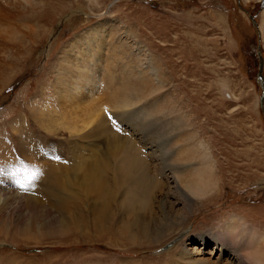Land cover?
I'll return each instance as SVG.
<instances>
[{"label": "rangeland", "instance_id": "374dc122", "mask_svg": "<svg viewBox=\"0 0 264 264\" xmlns=\"http://www.w3.org/2000/svg\"><path fill=\"white\" fill-rule=\"evenodd\" d=\"M98 32L105 37V55L115 46L130 66L135 62L153 74L148 75L152 94L142 98L153 102L152 111L159 104L161 112L135 120L144 121L141 133L131 125L137 114H128L133 108H111L102 76L90 83L80 78L91 62L78 67L80 55L74 52L80 43H72L74 52L69 45L79 34ZM259 45L264 58V0H0V141L9 148L7 163L0 164V228L8 227L9 233L0 234V264H244L233 253L249 251L253 239L264 238ZM63 65L71 72L66 79L59 76ZM154 66L161 69L159 81ZM116 69L119 75L122 69ZM126 72L129 80L135 77L133 69ZM105 115H125L114 124L138 143L152 166L160 164L151 172L161 189L154 188L148 211L117 210V219L102 233L90 225L94 196L83 207L89 225L55 230L65 219L72 222L59 210L56 193L63 194L64 182L79 187L77 176L42 169L29 180L22 142L27 151L37 144L43 154L36 161L50 158L57 168L55 159L61 157L62 163L77 155L78 142L95 145L105 156L110 150L105 136L87 135ZM189 145L194 159H179ZM206 167L212 168L213 185L206 193H191L184 175ZM121 199L116 197L115 204ZM136 213L149 226L155 221L157 237L122 238ZM232 218L236 224L228 230ZM183 250L193 252L191 258L183 259Z\"/></svg>", "mask_w": 264, "mask_h": 264}, {"label": "bare ground", "instance_id": "6f19581e", "mask_svg": "<svg viewBox=\"0 0 264 264\" xmlns=\"http://www.w3.org/2000/svg\"><path fill=\"white\" fill-rule=\"evenodd\" d=\"M101 29L103 30V28H101ZM110 37L113 38V36H110ZM113 39L115 40V37ZM73 42L80 43V47L75 52H74V47L72 45ZM69 47H70V51L73 50L72 52H74V54L76 56L80 55L81 61L78 65V67H80V66L82 67L86 61L91 62V63H88L89 65H87L88 69L86 71H83L80 75V78L82 79V81L84 82V81L88 80L89 83L94 79H97V80L99 79V81H100L101 76H102L103 92H104V94L108 95L109 97L111 95V98L107 97L113 103V107H111L112 105L110 107L111 108H117V109L118 108H121V109L122 108H128V107L133 108L132 111H129L128 114H133L134 112L137 113L135 115L134 122L130 121L131 125L134 126V128L136 127L137 130H135L133 128L132 129L135 130V132L141 133V131H143L145 129V127H144L145 125H143L144 121L138 120L136 122L135 120L140 118L141 115L144 116V119H147L148 116H151V115L154 116L155 110L160 111L159 104H157L158 106H155L154 110L152 111V108L154 105L150 104V103H153V102L150 101V103H148L147 99L142 98V97H144L143 94H146V95L152 94V93H149V92H151V90L149 89V85L150 86L152 85L150 77H152L151 75H153V74H151V75L147 74L146 72H149V71H146V72L143 71L144 69L141 67V65H139V64L137 65L135 62H134V65L130 66L128 64V62H131V61L125 62L124 58L121 57V55L119 54L120 51H118L115 46H114L115 51L108 49L109 54L105 55V50H106L105 49V37H104L102 32L95 33L91 37H89L87 35L79 34V35L75 36V41H72L70 43ZM69 47H68V50H66V52H69ZM122 50L123 49H121V52H122ZM122 56H124V55H122ZM69 59L70 58H68V57H66L64 59L66 66L70 62ZM116 67L122 69V71L120 72L121 74L119 73V75H118L117 72H119V71L116 69ZM127 69H131V70L133 69L134 70L133 74L135 77L134 78L132 77L131 80H129L130 79L129 74H131V73L128 74V72H126ZM155 69H156V72L154 73V76L156 75L158 77L157 70H159L160 68L157 66H154V70ZM160 71H161V69H160ZM160 71H159V73H160ZM61 72H62V75H59V76H61V78H63V79H66V76L68 74L67 72H69L68 69L64 66L62 68ZM69 73H71V72H69ZM119 76L122 78L121 81L118 80ZM125 76H127V77H125ZM123 77H125V78H123ZM155 79H156V77H155ZM156 81H159V77L156 79ZM57 84H59V86H61L60 83H57ZM157 85L160 86V84H157ZM154 86H156V85H154ZM74 87H75V85H74ZM152 89H154L153 86H152ZM57 92H58V90H57ZM61 92H63V91H61ZM66 93H67V91H65V94ZM149 98H150V96H149ZM156 100H154V102ZM143 101H144L143 106H141L139 108H135V106L138 103L143 102ZM145 101H146V104H145ZM61 103H63V102H61ZM109 103H111V102H109ZM65 107H66V105H65ZM110 107H108V108H110ZM66 113L67 112L65 111V114ZM124 116L125 115H119L116 117L108 116V115H105L104 117L102 116L103 118H100L101 120H99V124L97 125V130L96 129H95L96 131L91 130V131H93V133L87 134L88 136L89 135L90 136H92V135L93 136H102V137L105 136V138H103V139H105L107 141L106 144L108 145V150L110 149L108 151V153L105 151L106 152L105 156H101L99 154L98 150H96L94 148L95 145L93 146L91 144H85L84 143L81 147L79 145V142H78V144H76L77 155L70 157L67 162L62 161L63 164L61 163V161H59V160H61V157H59L58 159H55L57 164L59 165L60 169L57 168V165H54L51 162L49 163L50 158H47L48 159L47 162H37L36 160L39 159V157L43 154V153H41L40 147L37 144H35V146L33 148H29L27 151L24 149L27 146V142H22L21 146H23V147L20 149L27 156L26 159H28L27 163L29 164V168L28 169L26 168L27 170H30L32 172L35 169H41L39 171V173H40L43 169L44 171L46 170V171H49L50 173H52L53 171H55V169H58V172H62L63 170L66 171L67 174H69L67 176L73 175L72 172L74 171V174L77 176L76 184L79 187L74 188L70 184L71 181L70 182L69 181L64 182L66 184V186H65V188H62L63 194L61 195L59 191H58V193H56V195L59 196V197H57V199H59L60 205L62 207V208H59V210L63 209V211L69 213V216H70V219L72 222L69 220L71 222V223H69L66 221L68 219H65V221H63L64 223L62 224V227L57 226V228H54L55 230H64V228H65V230H68L71 227H72V229L78 230V229H84L85 226L89 225V220H88L89 218H87V215L84 213V210H83V207L86 208L87 205L90 204V200L88 198L89 196L96 197L97 200L96 201L94 200V203H98L95 205H94V203H92V208H95V211H94V216L92 219V224H90V225L94 226V228L97 230V232H101V233L104 232L105 230H107V228H109V227H107V222H109V221L112 222V221L117 219V217H116L117 210H119L121 212V211H124V209H125L127 212H130V214H131V212H133V211L134 212L136 210L138 211V209L143 211V210H146L145 208H148L151 206L152 192L154 191V188L158 189L160 187V182L156 181L154 179V177H152L151 170H152L153 166L157 167L160 164L157 162V163H153V166H152L151 165L152 163L150 164V162L148 160V157H147L148 155L146 156V154L145 155L143 154L142 149H140L139 146L137 145L138 143L136 144V142L135 143L131 142L129 140V138H131V137L128 136L129 137L128 138L125 135H123L121 132L118 131L117 125H119V124L115 125L114 121L120 120V123H121L122 122L121 119H123ZM111 124H112V127H111L112 135L108 134V132L106 131V127L109 125L111 126ZM27 137H28V135L26 136V138ZM26 138L25 139L23 138V139L26 140ZM29 147H30V145H29ZM5 149H9L8 146L3 141H0V164L5 161V156L8 155V154L5 155V153H6ZM184 149H185V153H184V155H178L179 159L180 158L185 159V160L194 159L195 152L191 149V146L189 145L187 147H184ZM7 153H9V152H7ZM82 153H85V155L80 156ZM202 153L206 156V158L208 156H210L209 153H207L203 150H202ZM118 157L120 158L119 159L120 163H116V160L118 159ZM62 160H64V159H62ZM207 160H208V158H207ZM12 163H14V161H12ZM27 167H28V165H27ZM0 168H1V166H0ZM2 168H4V167H2ZM6 168H7V166H6ZM15 168H16V165H15ZM211 169L212 168H210V167H206L205 170L198 168L194 171H189V173L185 174L184 176H186V177L183 178L182 181H183L186 189L189 190L191 193L194 192L195 194H203V193L208 192L207 190L209 189V187H211L213 185L212 180H211V178H212L211 176L213 173L211 172ZM27 170H26V172H28ZM154 170H156V169H154ZM38 174H37V176H38ZM66 178H68V177H65V179ZM74 178L70 177V180H74ZM21 182H22V180H21ZM53 187L54 186H52V188ZM159 189H161V188H159ZM119 191L122 193V195L119 193ZM118 196H123V199H121L120 203L117 202L115 204L116 197H118ZM114 204H115V206H114ZM149 210L151 211L150 208H149ZM146 211H148V210H146ZM177 212H179V211H177ZM174 214H175V211H174ZM129 216L131 217V215H129ZM150 216H151V214H150ZM167 218H169V217L167 216ZM90 221H91V219H90ZM229 223L230 224H228L227 229L233 230L234 228L232 229L229 226H235L236 218H232V220ZM153 224L155 225V221H154V223L152 222L150 226L146 222L145 223L142 222L141 217L139 216V214H137V216L134 219H132L130 222V227H129L130 231L128 230L129 232L127 231V233H125V235L122 234L123 235L122 238L124 240H127V241L128 240L136 241L139 239L141 241L142 237L144 239L155 238V236L156 237L158 236V232L155 231V227ZM126 226H129V225H126ZM6 228H8V227L2 225V228H0V234H3L4 231L6 232L5 234H9ZM121 229H123V228H121ZM22 230L27 231L29 229L25 227V228H22ZM152 232H153V234L154 233L155 234L152 235ZM223 232H225V231L223 230ZM11 241H15V240H11ZM180 245H182V244H180ZM174 250H177V247ZM230 250L233 253V248H231ZM187 251L183 250V252L181 253V257L183 259L191 258L193 252L192 253L190 252L188 254ZM172 253H173V251L169 252V254H172ZM241 253L242 254L234 252L233 254H235V255L238 254L237 258L241 259V262L244 264H247V263H245V261L248 262V260H251V259L256 261L258 264L263 263L264 262V238L253 239L252 242L250 243L249 251L246 250L244 252L242 251ZM204 262L205 261H202L201 263H204ZM116 264H123V262L119 261ZM225 264H232V263H230V261H227Z\"/></svg>", "mask_w": 264, "mask_h": 264}, {"label": "water", "instance_id": "95a60500", "mask_svg": "<svg viewBox=\"0 0 264 264\" xmlns=\"http://www.w3.org/2000/svg\"><path fill=\"white\" fill-rule=\"evenodd\" d=\"M258 58H259V70L257 73V80H258V82L262 88V94L260 97V104H261L262 108L264 109V73H263L264 58H263V55L261 53L260 45L258 46Z\"/></svg>", "mask_w": 264, "mask_h": 264}, {"label": "snow or ice", "instance_id": "6c2138e0", "mask_svg": "<svg viewBox=\"0 0 264 264\" xmlns=\"http://www.w3.org/2000/svg\"><path fill=\"white\" fill-rule=\"evenodd\" d=\"M58 158V157H57ZM27 167V166H25ZM39 173V169H35L34 171L31 172V174L29 175L28 179L31 180V179H35L37 174ZM21 187H25L24 184H21L20 185Z\"/></svg>", "mask_w": 264, "mask_h": 264}]
</instances>
